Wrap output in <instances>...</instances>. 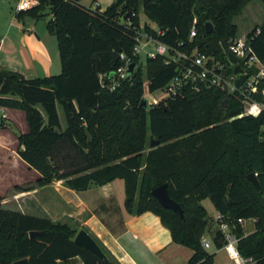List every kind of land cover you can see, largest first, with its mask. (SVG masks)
<instances>
[{"label":"trees","instance_id":"trees-1","mask_svg":"<svg viewBox=\"0 0 264 264\" xmlns=\"http://www.w3.org/2000/svg\"><path fill=\"white\" fill-rule=\"evenodd\" d=\"M37 1L16 17L40 19L50 9L47 28L57 37L62 71L28 79L1 69L0 107L25 112L28 131L18 135V153L40 173L38 186L61 180L84 191L123 179L127 211L159 216L174 242L193 250L189 264H215L203 237L210 236L218 249L225 247V225L241 254L264 264V114L240 116L239 98L204 85H187L176 97L141 106L145 78L155 92L177 74L178 65L167 64L163 56L148 59L146 75L138 67L114 90L101 77L107 75L104 80L110 82L117 69L115 52L132 55L138 30L157 32L148 21L142 23V12L167 44H186L226 64L236 61L229 50V40L238 37L234 17L253 0H115L105 10L80 0ZM194 22L198 32L190 43ZM247 35L264 60V23ZM154 139L160 145L146 152ZM250 173H258L260 190L248 179ZM164 183L183 216L152 194ZM207 198L220 219L209 215L202 203ZM3 200L0 194V264L23 258L30 264H59L77 256L84 264H121L96 237L106 260L75 242L78 228L7 208ZM240 219H254V231L247 234ZM32 231L42 233L31 237Z\"/></svg>","mask_w":264,"mask_h":264},{"label":"crops","instance_id":"crops-1","mask_svg":"<svg viewBox=\"0 0 264 264\" xmlns=\"http://www.w3.org/2000/svg\"><path fill=\"white\" fill-rule=\"evenodd\" d=\"M91 7L102 10V3L97 1ZM151 25L158 28L156 24ZM45 28L30 18L11 20L0 38V70L19 72L28 79L62 71L57 37L49 32L47 24ZM0 110L5 111L8 119L14 109L0 107ZM29 195L33 215L87 230L121 264H189L193 254L191 248L174 242L171 231L156 214L132 215L127 211L123 179L84 191L70 189L63 181L53 182L33 187ZM217 215L216 212L214 217ZM248 221L244 222L247 234L255 229L248 226ZM207 250L215 254V264H236L224 247L218 249L212 244ZM59 264L84 262L77 256L61 260Z\"/></svg>","mask_w":264,"mask_h":264},{"label":"built area","instance_id":"built-area-1","mask_svg":"<svg viewBox=\"0 0 264 264\" xmlns=\"http://www.w3.org/2000/svg\"><path fill=\"white\" fill-rule=\"evenodd\" d=\"M37 4V0H20L17 11L28 10ZM156 29V33L145 28L137 31L132 55L120 53L117 69L109 75V83L104 80L107 75L101 76L105 87L114 90L121 86L138 69L143 55L148 59L163 56L167 64L178 65L177 74L163 88L168 92L169 97L181 94L187 85L196 89L204 85L222 89L227 95L239 98L244 106V112L240 116L259 117L264 114V60L255 52L248 35L229 40V50L236 57V61L226 64L216 61L213 56L200 53L197 48L190 50L189 47H184L186 44L183 43L180 44L181 47L171 46L160 38L163 32L159 28ZM197 32V25L194 22L189 36L190 43L194 41ZM259 32L260 29L257 33ZM133 62H136L137 66L133 73H129V66ZM237 67L240 69L239 72L235 71ZM259 95L262 100L257 99ZM255 176H258V173H255ZM220 218L221 215L218 214L216 219ZM245 221V219L239 220L240 223ZM223 229L228 239L224 248L230 257L236 264H248L251 260L241 254L237 240L230 233L228 226L225 225ZM202 242L206 249L213 244L208 235L203 237Z\"/></svg>","mask_w":264,"mask_h":264},{"label":"rangeland","instance_id":"rangeland-1","mask_svg":"<svg viewBox=\"0 0 264 264\" xmlns=\"http://www.w3.org/2000/svg\"><path fill=\"white\" fill-rule=\"evenodd\" d=\"M102 3V10L115 0H80V2L87 6H96V3ZM110 2V3H109ZM18 0H0V38L5 29L9 26L10 21L16 17ZM44 17L36 19L31 15H25L23 19H34L40 26L46 29L47 22L53 17L50 9L44 11ZM141 20L144 24L148 21V17L144 12L141 13ZM234 22L238 25V37H245L250 31L264 23V0H253L249 2L242 12L234 17ZM55 39V36L52 35ZM148 57L143 55L140 60L139 67H142L146 75ZM60 71L55 75L60 74ZM145 98L152 104L156 105L162 100L169 97L165 89H160L155 92H150L148 89V80L145 78ZM1 115L6 121V127H0V194L3 196V205L7 208L25 212L28 209V214H35L32 206V196L29 195V189L37 187L36 180L40 177V173L34 168L30 167L19 156V138L20 133L28 131V123L24 111L14 109L11 117L6 119L5 111L0 110ZM12 118V119H11ZM152 143V142H151ZM151 143L147 145L146 152L150 150ZM56 180L54 182H60ZM203 205L206 207L209 215L214 216L216 209L210 198L203 200ZM248 226L255 227L254 219H248ZM79 231V229H78Z\"/></svg>","mask_w":264,"mask_h":264},{"label":"water","instance_id":"water-1","mask_svg":"<svg viewBox=\"0 0 264 264\" xmlns=\"http://www.w3.org/2000/svg\"><path fill=\"white\" fill-rule=\"evenodd\" d=\"M207 30L212 31L213 30V24L211 22H207L206 24ZM120 53L115 52L114 53V63L118 64L119 59H120ZM137 66L136 62H133L129 66V73H133L135 71V68ZM236 72H239L240 69L237 67ZM150 105V102L144 97L141 101V106L143 107H148ZM4 117L0 113V126L4 125ZM160 145V141L154 139L151 143V146L157 147ZM248 179L254 183V185L257 187V189H261L259 180L257 176H255V173H250L248 175ZM152 194L160 201L163 207L167 209H172L174 211H178L182 216L184 215V211L181 207V205L175 201L173 198H171L169 191H168V184L164 183L158 187H156L153 191ZM42 232L40 231H32L30 233L31 237H36L40 235ZM75 242L83 247L86 251L90 252L97 258L101 260H106L107 256L99 243L96 241V239L85 229H81L78 231L76 237H75ZM14 264H30V261L28 258H23L20 260H17Z\"/></svg>","mask_w":264,"mask_h":264}]
</instances>
